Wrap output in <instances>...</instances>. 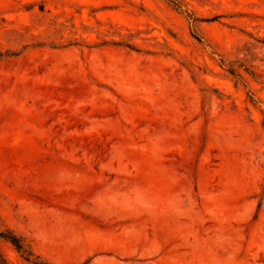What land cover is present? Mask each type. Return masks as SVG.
Returning a JSON list of instances; mask_svg holds the SVG:
<instances>
[{
    "label": "rangeland",
    "instance_id": "obj_1",
    "mask_svg": "<svg viewBox=\"0 0 264 264\" xmlns=\"http://www.w3.org/2000/svg\"><path fill=\"white\" fill-rule=\"evenodd\" d=\"M4 230L37 263L264 264V0H0Z\"/></svg>",
    "mask_w": 264,
    "mask_h": 264
},
{
    "label": "trees",
    "instance_id": "obj_2",
    "mask_svg": "<svg viewBox=\"0 0 264 264\" xmlns=\"http://www.w3.org/2000/svg\"><path fill=\"white\" fill-rule=\"evenodd\" d=\"M231 74H234L233 70H229ZM0 238L11 244L14 249L24 258L25 261L31 262L32 264H47V263H37L36 258L33 256L24 241L13 234L10 230L0 231ZM0 264H8L4 257L0 253Z\"/></svg>",
    "mask_w": 264,
    "mask_h": 264
}]
</instances>
